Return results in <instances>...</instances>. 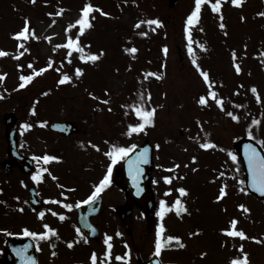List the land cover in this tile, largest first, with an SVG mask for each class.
Wrapping results in <instances>:
<instances>
[{
	"label": "rangeland",
	"instance_id": "rangeland-1",
	"mask_svg": "<svg viewBox=\"0 0 264 264\" xmlns=\"http://www.w3.org/2000/svg\"><path fill=\"white\" fill-rule=\"evenodd\" d=\"M86 2L94 5L92 14L97 19L91 20L93 27L85 31L81 42L85 52L104 49L105 55L96 62H83L78 58L81 53L77 57L78 53L73 51L74 61L69 65V75L73 80L59 84L69 62L65 59L66 49L56 46L65 42L67 24L79 17ZM192 3L193 0H177L169 6L167 0H136L135 3L133 0H47V3L45 0H35L34 3L32 0H0V49L5 47L9 53L0 57V73L8 71L6 77L0 79V133L4 111H15L24 124L35 108V115L42 121L66 116L80 123L87 132L98 129L110 137L114 134L119 136L123 126L124 147L148 138L160 145L155 155L159 159L157 169L164 172L162 167L166 166V169L170 168L166 173L174 171L170 175L177 174L178 179L173 186L190 187L184 199L192 215L191 222L188 217L176 223L175 218L166 219L170 229L175 224L180 228L178 232L187 241L188 253L198 261L207 257L209 264H229L231 256L243 255L239 248L243 244L250 264H264V200H257L247 192L244 183H240L244 181L242 163L238 157L231 159V154L236 155L232 142L248 134L249 130L264 149V17L258 15L263 0H242L239 6L233 5L231 0H223V21L220 14L206 3L202 6L199 23L193 27L192 44L197 62L209 71L212 79L223 82L215 86L224 98L223 109L212 100L207 106L198 103V97L206 93V84L192 63L193 56L187 51L185 21L193 10ZM60 8L64 9L62 15H48ZM99 9L109 15H104ZM24 17L30 18V27L35 29L40 39H31L26 44L30 51L16 59L14 56L23 49H17V41L11 34L22 27ZM150 18H159L163 24L153 26L155 31L147 24L134 27L138 21ZM221 22L226 25L223 29L219 26ZM142 31L148 34L141 36L139 33ZM200 43L205 44L206 50L199 47ZM165 45L168 47L167 55L163 51ZM132 46H136L138 52H125V47ZM233 49L242 69L240 73L233 68ZM34 55V59L40 60L38 64L34 61V67L24 65L23 71L15 66L16 62L22 63ZM49 57L53 61L52 68L35 76L25 87H18L21 74H31L32 69H39L40 65L45 67ZM76 66L85 69L80 77L75 76ZM57 68L60 71H56ZM151 69L160 74L153 83L150 76H144ZM241 84L244 87H240ZM253 85L257 87L259 102L257 94L251 92ZM237 88L239 94H236ZM105 89L109 91L105 93ZM148 92L151 100L147 106L156 108L154 125L129 136L126 134L127 126L138 122L139 118L127 106L138 104L140 93L147 100ZM89 93L109 100V104ZM122 108L123 125L120 122ZM229 111L239 119L229 117ZM24 127L25 124L22 129ZM32 129L36 130L21 136L22 142L32 139L41 148L45 132ZM97 131L93 133L97 135ZM95 140L103 141L97 136ZM207 141L215 146L201 148V142ZM68 143L64 141V144ZM193 156L197 157L195 161ZM176 164L179 167L173 168ZM223 184L228 186L227 195L217 201V193ZM178 194L175 190L174 194L169 193L168 199ZM241 203L250 212L239 209L237 206ZM233 217L238 219L237 227L244 230L245 238H233L220 231L229 226L228 222ZM20 223L17 219L16 224ZM128 227L133 230L131 235H125L130 243L133 242L128 255L147 254L151 249L152 234L140 241L142 245L138 240L144 236L147 225L133 223ZM185 229L201 231L190 236ZM59 251H66V248L60 245ZM203 251L206 255L201 256Z\"/></svg>",
	"mask_w": 264,
	"mask_h": 264
},
{
	"label": "flooded vegetation",
	"instance_id": "flooded-vegetation-1",
	"mask_svg": "<svg viewBox=\"0 0 264 264\" xmlns=\"http://www.w3.org/2000/svg\"><path fill=\"white\" fill-rule=\"evenodd\" d=\"M37 129L44 131V135L50 140L48 141L44 136L41 148L32 139H27L22 144L18 143L19 150L32 158V162L28 164L26 170H22L14 164L6 166L2 164L8 153L6 143H0V189H2L0 191V240L2 245L0 264L4 261L3 245L7 237L28 238L22 234L25 227L34 231H43L44 223L56 228L59 235L51 236L45 240L29 237L35 244L38 264H78V262L91 264L90 256L94 250L98 254V264H102V253L106 248L105 234L113 237L111 264L113 261V264H134L138 260L144 261L149 255L143 252L129 261L127 258L123 261L115 259L116 255H123V247H127V243H130L126 236L131 235L133 230L128 227V224L132 225L133 223H146L147 225L144 236L141 235L142 239H138L141 245L140 241L144 238L147 239V235L150 233L156 239L157 226L163 223L165 225L163 237L166 246L161 252L164 254L168 248L173 246L172 242L169 244L166 240L168 236L166 233L173 230V228L167 227L166 219L177 215L175 210L167 212L162 219L157 216L160 210L158 207L160 201L163 199L169 202V194H165L166 190L172 188L174 194L178 188L179 184L173 186L174 181L178 178L170 175L172 172L166 173L159 169L153 171L155 208L150 217L145 213V210L136 205L123 209L126 204V194L123 191V186L117 184L112 177H110L111 183L99 193L93 202L76 206L79 201L86 200L95 190V186L107 174L109 166L112 168L117 164L116 166L122 170L123 158L113 163L107 153L111 151L112 144L123 146V128L120 130L119 140L112 139L110 135L86 134L85 129H80L79 132L66 137L44 127H37ZM31 132L32 130H29L28 135ZM96 136L103 141L96 142ZM86 137L87 139H85ZM64 141H69V143L64 144ZM45 154L59 157V159L44 162L40 157ZM41 168L47 169L42 173L43 179L34 181L32 176ZM169 175L173 177L171 184L162 179ZM187 188L189 189V187ZM62 193H66V195H61ZM17 197L19 199H16ZM49 198L71 203L74 207L65 209L62 204L49 202ZM21 208L23 211H20ZM48 209L63 213L66 218L60 220ZM40 211L45 212L43 220L38 216ZM17 219L21 221L20 224H16ZM148 225L150 226L148 227ZM83 226L86 227L88 233L83 230ZM77 227L84 233L87 242L84 238H79V241L70 248L67 241L78 238ZM16 228L17 230H14ZM92 228H95V232L92 231ZM5 229L6 231H3ZM155 239L151 241L154 243V247ZM60 245L64 246L66 251H59ZM53 252L56 255H52ZM166 253L167 255L163 256L169 264H193L189 256H185L180 261H173L175 257L170 255L171 252L167 250Z\"/></svg>",
	"mask_w": 264,
	"mask_h": 264
},
{
	"label": "snow or ice",
	"instance_id": "snow-or-ice-1",
	"mask_svg": "<svg viewBox=\"0 0 264 264\" xmlns=\"http://www.w3.org/2000/svg\"><path fill=\"white\" fill-rule=\"evenodd\" d=\"M34 3L35 0H32ZM127 2V0H125ZM136 0H133V3H135ZM45 3H47V0H45ZM210 5L211 9L215 12L220 14V20L223 21V14H222V3L223 0H194V8L193 10L187 15L186 21H185V33L187 35V51L189 55L193 56L192 63L196 67V69L200 72V75L202 76L205 84H206V93L202 94L198 97V103L201 106H207L209 105L210 100L215 101V103L221 107V109L224 108V98L219 94L217 88L215 87L217 84L222 85V81H216L211 78L210 73L208 70H205L201 67V65L197 62L195 56H194V51H193V44H192V30L195 25L199 23L200 16H201V10L202 6L205 4ZM231 3L233 5L239 6L242 3V0H231ZM98 7V6H97ZM95 10L94 5L90 2H86L83 8L80 10V15L79 17L74 21V22H69L65 28V32L67 33L65 42L61 45H57L56 48L63 47L66 49V56L65 59L68 60L69 63L72 62V53L73 51L77 53H81L79 55V60L83 62H96L100 60L104 55H105V50L100 49L98 52H85V46L81 42V36L84 35L85 31L93 27L91 23V19H94V16L91 17L90 19V14L93 13ZM104 15H109V13L103 12L102 9H99ZM64 12L63 8H60L56 13H48L49 16L53 15H62ZM258 15L264 16V12L258 13ZM243 18V17H242ZM53 24L56 23L55 20L52 21ZM142 24H147L150 28H152L153 31H155V27L153 26H160L163 24V21L160 20L159 18H150L147 20H140L138 21L134 27L139 28ZM78 26V27H77ZM222 29L226 27V25L221 22L219 25ZM75 30V32L73 31ZM203 31V29H201ZM141 36H146L148 33L147 32H140L139 33ZM12 37L17 41V49H23V51H18L17 54L14 56V58L19 59L20 56L24 54V52L30 51L29 47H26V44L31 39H37L39 40L40 37L36 35L35 29L30 27V18L29 17H24V24L22 27L18 30L13 32ZM225 35H227V32H225ZM46 39H50L46 37ZM90 47V42L89 45ZM199 47L201 49L206 50V46L204 43H200ZM56 48L53 49V51L56 50ZM245 48H247V45H245ZM125 52L128 53H136L138 52V48L136 46L132 47H125ZM163 51L165 55L168 53V47L165 45L163 47ZM9 53L6 50L0 49V57L6 56ZM247 53L245 52V55ZM258 55V54H256ZM232 58L234 61V68L237 73H240L242 71L240 63L237 62V53L236 50H232ZM63 63V61H61ZM264 63V61H262ZM53 66V61L52 58L49 57V62L45 67H41L39 69H32L31 74L25 75L21 74L20 75V80L22 83L18 85V87L23 88L25 87L26 84L31 82L35 76L40 75L44 73L48 68H52ZM17 67L22 68L23 65H17ZM131 67V65L129 66ZM29 68H32V64L29 63ZM56 71H60L59 68L56 69ZM85 69L80 66L75 67V76L80 77L84 73ZM118 71V70H117ZM6 73H0V79H2L4 76H6ZM145 78L151 76V77H156L159 78L160 74L155 71L147 72L144 74ZM73 80V77L70 76L68 73H64L61 78L59 79L58 83L59 84H64L66 82H71ZM240 87H244L243 84L240 85ZM50 91V90H49ZM105 93H107L109 90L105 89ZM251 92L256 93L257 96V101L259 102L260 96L257 91V87L255 85L251 86ZM47 94V93H43ZM236 94H239V88L236 89ZM90 96H93V98L100 100L104 104H109V100L100 98V97H95L94 93H89ZM140 102L133 103L132 105H129L127 107H130L135 115L139 118V121L136 123H129L127 127L126 134L131 136L134 133H140L146 129L147 126L149 125H154V118L156 114V108L155 107H148L147 102L151 100V93H147V100H145L144 94L140 93ZM0 97H2V93H0ZM238 107H242V105H238ZM112 109L109 108V111ZM33 112H35V108L32 109ZM229 117H232L235 120H238L239 117L234 115L233 112L229 111L228 113ZM254 123H257L254 121ZM26 128L32 127L31 124H25ZM248 135L252 136V132L249 130ZM264 143V141H262ZM200 146L204 149H209L214 147V143L211 141L207 142H201ZM137 146L135 144L131 145L130 147H124V146H117L116 144L111 145V151L107 153L108 156L112 158L113 163H115L118 159H122L126 157L130 152L133 151L134 148ZM157 148L160 147L159 144L156 145ZM245 155L248 160V167L251 173V186L255 188L257 191L260 193H264V154L261 153L254 145L248 144L245 145ZM147 153H148V148H144L143 153H141V156L143 159H147ZM41 160L44 162L52 161V160H58L59 157L53 156V155H48L45 154L42 157H40ZM197 159L196 156L192 157V160L195 161ZM231 159L236 160L237 156L235 154H231ZM133 164V161L129 160V165L131 166ZM173 168H178L179 165H173ZM47 171L45 168H41L37 173H35L32 176V179L34 181H41L43 179L42 173ZM139 169L137 168V172ZM111 174H112V168L109 166L107 174L100 180V182L95 186V190L87 197L86 200L79 201L78 204L76 205L77 207L81 204H88L90 202H93L96 197L99 195L101 191L104 190L105 187H107L111 183ZM220 175H224V173H221ZM136 177L134 176L133 179ZM55 179V177H54ZM166 183L171 184L173 177L172 176H164L162 178ZM215 179V178H214ZM241 184L245 183V181H240ZM63 187V186H61ZM227 188L228 186L226 184L221 185L219 189V194L216 196V200L219 201L223 199L227 195ZM245 189H241V191H244ZM2 191V189H0ZM173 190L172 188H168L166 190V195L171 193ZM178 192L181 194V196L186 195L188 192V189L184 187H179ZM61 195H66V193H62ZM16 199H19L17 197ZM49 202L51 203H57V204H62L65 209H72L74 207L73 204L71 203H65L61 200L54 199V198H49ZM27 203V201H25ZM239 209H242L245 212H250V209L243 203L238 204L237 206ZM175 210L177 215H180L181 213H187L188 208L186 206V203L183 202L179 197H177L174 201L173 204L169 205L167 201L161 200L160 201V210L157 213V216H159L161 219L165 216V214L169 211ZM20 211H23V208L20 209ZM48 211L52 212L53 215H56L59 217L60 220H64L66 217L63 213H58L55 212L52 209H48ZM38 216L41 220L45 217V212L40 211L38 213ZM239 221L237 218L233 217L229 220L227 227L221 228L220 231L230 237L233 238H245L246 233L244 232L243 229H239L237 227ZM43 231H34L30 230L29 228L25 227L22 231V234L28 237H33V238H39L40 240H45L49 239L51 236H58V230L51 225L44 223L42 225ZM88 227H91L88 225ZM3 231H6L3 230ZM92 231L95 232V228H92ZM201 230L197 229L195 233H190V235H196L199 234ZM76 232L78 233V238L76 240H69L67 241L68 247H73L75 243L79 241V238H84L85 242H87V238L84 236V233L81 232L80 228H76ZM165 232V225L163 223H160L157 226V232H156V239H155V252L156 254H160L162 249L166 246L164 243V237L163 233ZM117 235H120V233H117ZM181 237L179 236H174V235H168L166 237V240L169 242L172 241H181ZM251 239H256L255 237H251ZM113 237L111 235L105 234V239H104V244L106 245L105 251L102 253L103 261L102 264H111V260L113 258V253H112V244ZM179 246L183 247V244H180ZM27 245L24 248L17 249L18 255L24 256L26 253ZM54 247V245H53ZM240 251L243 253L242 257H235L230 261V264H250L248 260V253L244 252V246L241 244L239 246ZM52 255H56L55 252L52 253ZM206 255V253H201V256ZM127 258V254L125 255H116L115 259L119 261H123ZM90 262L91 264H98V254L95 252V250L92 252L90 256ZM25 264H37V261L34 257H26ZM78 264H82V262H78Z\"/></svg>",
	"mask_w": 264,
	"mask_h": 264
},
{
	"label": "water",
	"instance_id": "water-1",
	"mask_svg": "<svg viewBox=\"0 0 264 264\" xmlns=\"http://www.w3.org/2000/svg\"><path fill=\"white\" fill-rule=\"evenodd\" d=\"M6 121V134L9 138V141L11 144L15 146V130H16V120L12 116V114H7L5 117ZM252 144L254 145L259 151H261L262 154H264L262 148L260 145L255 142L251 138H241L235 141L234 146L237 149L239 155L242 158L245 171H246V185L247 187L253 191L255 194H257L259 197H264V193H260L255 188L251 186V173L248 167V160L245 155L246 149L245 145ZM144 148H148L147 153V159H143L141 156V153H143ZM141 150V152H139ZM150 154H151V148L147 142H144L139 147H136V149H133L132 152H130L124 161L123 165V186L126 187V180H125V172L128 177L130 178V184L132 185V191L133 196L131 195V191L128 190V198L130 201H135L138 205H141L146 210H149L152 208V200H151V191L149 189V181H150V167H151V160H150ZM129 160L133 161V164L129 165ZM137 168L139 171L137 172ZM136 177L133 179V177ZM139 177H141L139 179Z\"/></svg>",
	"mask_w": 264,
	"mask_h": 264
}]
</instances>
